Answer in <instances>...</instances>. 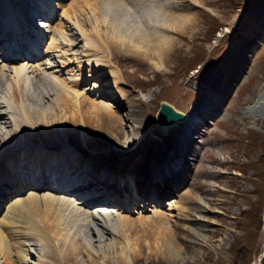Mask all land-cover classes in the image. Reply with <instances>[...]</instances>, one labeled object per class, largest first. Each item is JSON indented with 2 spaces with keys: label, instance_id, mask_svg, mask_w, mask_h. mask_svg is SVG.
<instances>
[{
  "label": "rangeland",
  "instance_id": "rangeland-1",
  "mask_svg": "<svg viewBox=\"0 0 264 264\" xmlns=\"http://www.w3.org/2000/svg\"><path fill=\"white\" fill-rule=\"evenodd\" d=\"M86 2V0H66L57 10L47 12V17H35L31 23L33 27L38 28L40 19L49 21L55 34L67 33L68 37L77 38V41H80L79 45L85 42L88 48L99 54L102 63L106 66L100 68L98 77L88 74L86 68L76 84L74 80L72 82L65 80L72 78L71 73L77 72L73 63L65 67L67 72L69 70L66 69L74 67L70 74L56 75L57 90L61 91L63 86L69 85L71 89L82 92V95L89 100L113 106L116 105L114 97L125 103L134 100L131 110L141 114V116L136 115L140 117V121H132L127 126L137 128L136 135H133L137 139L130 137L129 142L132 139L133 142L126 145L125 135L122 134L118 140L105 137L103 140L95 138L94 141H90L92 138L88 135V129L92 132L90 133L92 136L98 135L93 132L97 123H94V129L90 127L83 129L79 125L75 128L73 123H70L68 127L65 126L68 129L65 133L68 136L67 142L60 144L57 139L52 138L46 140L43 149L60 146L69 152L82 154L84 151L83 153L88 155L90 152L86 148L87 142L97 147L98 152L95 153L97 160L119 174L131 171L137 175H142L144 172L152 174L151 169L155 161L159 165L174 160L185 162L182 169L174 174L171 172V178L167 180L168 186L174 184L178 187H174L177 190L163 197L161 203L148 199L151 205L147 206L145 211L124 210L119 208V203H113L106 208L116 212L113 213L114 215L120 216H117L119 223L114 247L112 252L106 253V260L111 262L112 256L119 255L123 250L127 251L131 258L134 257V264H219V261L223 264H238L232 256L231 247L237 237L245 239L250 232L255 231L250 234V242L245 246L246 252L249 253L255 243L261 248L258 255L251 254L247 264H260L258 259L264 256V167H259L260 160L264 157L262 155L264 151V19L262 20L259 14L264 13V0H210L204 8L205 11L199 13V8L193 7L188 13L194 15L198 13L196 26L192 27L191 32L171 34L178 40V47L161 67L158 62L126 52L116 45L111 46L110 20L101 14L103 10L99 3L95 2L94 5L87 6ZM152 8V2L143 0L136 10L131 9L130 14L137 17ZM122 10L126 9L122 7ZM59 13L65 14L80 29L82 37L77 33V29L64 30V23L59 24ZM72 32L75 35L72 36ZM184 37L192 39V43H183ZM48 41L49 37H44L39 49L44 50ZM34 42L35 40H30L29 37L28 43H33L35 46ZM64 45L62 49H66ZM7 47L9 55H12L13 49L10 45ZM239 55H241L240 61L235 65L238 74L232 78L215 111L203 116L205 121L203 127L195 125L187 135L181 134L180 129L173 126L166 128L164 134L159 132L153 117L161 101L168 102L189 117L202 107L208 96L207 91L213 86L212 81L221 65L228 59H238ZM38 56L42 57L43 53L40 51ZM107 69L112 72H106ZM103 79L111 80V87H108L109 91L114 90V93L111 92L114 96L111 99L104 100L103 97L100 99L89 92L91 86L96 84L94 91L98 93L103 88ZM38 87L50 89L45 82L32 83V88L36 91H39ZM218 92L219 90L216 93ZM60 104L59 106L65 109H69L71 105L67 100ZM200 129L202 130L199 135ZM28 130L30 132L26 131L22 138L34 144L41 143L42 138H46L44 136L54 131L42 127L28 128ZM119 131L123 133L126 131L124 123H121ZM82 135L87 137L84 143L81 141ZM175 136L181 139H187L189 136L192 140L190 147L196 149L195 155L191 156L186 152L175 157L176 155L171 153L177 147ZM250 138L253 141L258 138L260 143H248L247 140ZM248 145L255 147L249 151ZM136 160H138L137 165L134 163ZM244 163H248L249 166ZM259 172L260 176H257L256 173ZM128 181L132 182L130 178L127 179V184ZM254 181H262V183L256 188ZM201 182L204 185H201ZM7 188L8 185L4 184L0 187V191L7 193ZM30 191L41 194L43 189L37 191L25 189L13 198L18 196L25 200ZM257 192L261 195V201L257 204L259 209L255 216H253L254 212H249L247 215L244 211L252 210L250 207L258 197ZM135 194L140 198L141 195H147L142 188H137ZM127 197L125 193L122 203L126 206L130 205L131 195ZM185 198H194L198 201L199 207L194 212L197 219L195 223L197 234L193 238L187 237V231L181 226L175 225L174 228L175 217L169 216V213H174L170 212L171 204L173 202L179 204ZM138 203L140 208L144 207L141 199ZM37 206L45 208L43 216L47 217V222H60L65 228H70V233L74 234L75 238L84 235L82 222L75 215H66L64 221L57 215L58 213L52 212L53 208L44 206L43 202L38 201ZM97 206L93 205L92 209ZM4 211L5 209H0V218L3 217ZM156 213L160 214L163 225L167 227L166 230H170L168 232L172 234L176 231L177 238L173 237V234L172 237L180 246V257L177 259L154 250L161 245L162 239L159 234L161 227H158L161 220L152 219ZM259 216L260 225L255 218ZM45 226L48 231H58L53 230L50 224L46 223ZM7 231H9L8 226L0 221V237L1 235L4 237V241H0V264H4L3 260L13 258L12 249H16L15 245H17ZM78 241L83 242L84 239Z\"/></svg>",
  "mask_w": 264,
  "mask_h": 264
},
{
  "label": "bare ground",
  "instance_id": "bare-ground-1",
  "mask_svg": "<svg viewBox=\"0 0 264 264\" xmlns=\"http://www.w3.org/2000/svg\"><path fill=\"white\" fill-rule=\"evenodd\" d=\"M64 1L66 0H19V2L0 0V44L2 45L0 46V187L4 184L8 185L7 193L0 191V209H5L0 221L8 226L7 232L17 244L16 249H12L13 258L3 262L4 264H134V257L131 258L130 254L123 250L119 255L112 256L111 262L106 260V253L114 247L119 223L117 216L120 217L119 214L114 215L113 213L116 212L113 210L106 208L113 203H119V208L124 210L145 211L147 206L151 205L148 199L161 203L163 197L177 190L178 187L174 184L168 186L167 180L171 178V172L174 174L181 170L185 162L174 160L159 165L155 161L151 169L152 174L144 172L142 175H137L134 171L119 174L97 160L98 157L95 155L98 152L97 147L87 143V137L83 135L81 141L86 142V148L90 152L88 155L84 154V151L82 154L69 152L60 146L43 149L46 140L52 138L57 139L60 144L67 142L68 136L65 133L68 129L65 126L68 127L70 123H73L75 128L79 125L83 129L93 128L94 123H97L96 129L92 130L98 135L92 136L90 134L92 132L88 129V135L92 138L90 141H94L95 138L103 140L105 137L118 140L124 134V143L130 144L136 138L133 135H136L137 128L127 124L140 121V117L136 115L141 116L140 113L131 110L134 100L125 103L111 95L114 90L109 91L108 87H111L109 79H103V88L98 93L94 91L96 84L91 86L89 92L100 99L103 97L104 100L114 97V100L116 99L114 106L89 100L82 95V92L71 89L69 85L63 86L61 91L57 90L56 75L59 73L70 74L76 67L77 72L70 74L72 78H65L71 82L74 80L76 84L86 68L88 74L98 77L100 68L106 66L102 63L99 54L88 48L85 42L79 45L80 41L68 37L67 33L55 34L49 21L40 19V26L33 27L31 20L35 17H47V12L57 10ZM86 1L87 6H92L95 2L99 3L103 10L101 14L110 20L111 46L116 45L126 52L158 62L161 67L178 47V40L171 34L191 32L192 27L197 24L198 13L205 11L204 8L210 0H147L152 2L153 8L137 17L130 14V11L136 10L143 0ZM122 7L126 10H122ZM193 7L199 8L196 15L188 13ZM259 15L263 20L264 13ZM60 23H64V30L77 29V33L81 36L80 29L65 14L59 13ZM73 33L72 36L75 35ZM29 37L30 40H35V46L33 43H28ZM44 37H49V41L42 50L39 46L42 45ZM184 41L183 43H192V39L187 37H184ZM63 44L66 49H62ZM7 45L13 49L12 55H9ZM40 51L43 56L39 58ZM240 58L241 55L236 60L225 61L215 75L213 86L207 91L208 96L202 107L184 122L173 125L180 129L181 134L187 135L195 125L201 127L205 125L203 116L212 114L221 103L232 78L238 74L235 65ZM73 63L74 67L66 69L69 70L68 72L65 71V67ZM107 70L108 73L112 72ZM39 82H45L50 89L43 87H38L39 91L33 89L32 83ZM66 100L71 103L69 109L59 106ZM121 123L126 125L124 133L119 131ZM33 127L51 128L54 131L44 136L46 138H42L41 143H28L22 137L26 131L30 132L28 128ZM201 130L198 131L199 135ZM31 135L35 134L31 133ZM132 136L133 139L129 142ZM175 137V146L180 148L176 147L172 150L171 153L176 155L175 157L186 152L191 156L195 155L196 149L190 147L192 140L189 136L187 139ZM12 148H15V151L11 150ZM13 152H15L14 156ZM137 161H134L135 165ZM128 178L132 181H128L129 184H127ZM200 184L204 185L202 182ZM137 188H142L147 195H141L140 198L135 194ZM25 189L36 191L43 189V191L41 194L30 191L25 200L18 196L13 198ZM125 193L126 197L131 195L130 205L127 206L122 203ZM85 195L89 196L83 198ZM140 199L143 208H140L138 203ZM38 201L43 202L49 209L53 208L52 212L58 213L61 220L65 221L66 215H75L81 220L85 236L80 235V237L84 241L79 242L78 239L81 238H75L74 234L70 233V228H65L60 222H47V217L43 216L45 208L37 206ZM197 203V199L185 198L179 204L173 202L172 208H169L170 212H174L169 213V216L175 217L174 228L175 225L181 226L190 238L197 234L195 227L197 219L194 216V212L199 207ZM93 205L98 206L92 209ZM152 219L161 220L158 224V227H161L159 232L162 236L161 245L155 247V252L160 251L173 259L179 258L180 246L175 239L176 231L172 233L175 237L173 239L172 234L168 232L170 230H166L167 227L163 225L159 213H156ZM46 223L50 224L53 230L58 231H48ZM60 226H62L61 230ZM0 241H4L3 235Z\"/></svg>",
  "mask_w": 264,
  "mask_h": 264
},
{
  "label": "trees",
  "instance_id": "trees-1",
  "mask_svg": "<svg viewBox=\"0 0 264 264\" xmlns=\"http://www.w3.org/2000/svg\"><path fill=\"white\" fill-rule=\"evenodd\" d=\"M261 141V140H260ZM247 142L248 143H253V142H256V143H260L259 141H258V138H256V139H254V141H253V139L252 138H250L249 140H247ZM248 147V150L250 151L253 147H255L254 145H248L247 146ZM262 155H264V151L262 152ZM260 162H261V164H260V166L259 167H261V168H263L264 167V157L263 158H261V160H260ZM244 164H246V165H248L249 166V164L248 163H244ZM257 170V169H256ZM258 171H259V169H258ZM256 175L257 176H260V172L259 173H256ZM264 181V180H263ZM261 183H262V181H254L253 182V184L255 185V187L257 188V185H261ZM257 195H258V197L256 198V200L254 201V203L251 205V207L250 208H252V210L251 209H246L244 212L247 214V215H249V212H251V213H253L254 212V215L253 216H255V214L257 213V211H258V207H257V204L261 201L260 200V197H261V195L257 192ZM260 214V213H259ZM256 218V220L258 219V221H259V225H260V216H259V218H257V217H255ZM242 223L244 224L245 222H244V220L242 221ZM259 225H258V228H259ZM256 230H257V227H256ZM253 232H255V231H253ZM253 232H250L247 236H246V238L245 239H239V237H237L236 238V241H235V243L233 244V246L231 247V253H232V256H233V258L234 259H236L237 260V263L238 264H247V262L249 261V258H250V256H251V254L252 255H258V253L260 252V248L261 247H258L257 245H256V243L254 244V246L252 247V250L249 252V253H247L246 252V245H248L249 244V240H250V234L251 233H253ZM247 261H246V260ZM264 256H263V258H261V264H264ZM219 264H223L221 261H219Z\"/></svg>",
  "mask_w": 264,
  "mask_h": 264
},
{
  "label": "water",
  "instance_id": "water-1",
  "mask_svg": "<svg viewBox=\"0 0 264 264\" xmlns=\"http://www.w3.org/2000/svg\"><path fill=\"white\" fill-rule=\"evenodd\" d=\"M187 118V115L175 109L171 104L166 101H161L159 107L153 117L157 129L160 133H166V128L173 126L178 122H183Z\"/></svg>",
  "mask_w": 264,
  "mask_h": 264
}]
</instances>
